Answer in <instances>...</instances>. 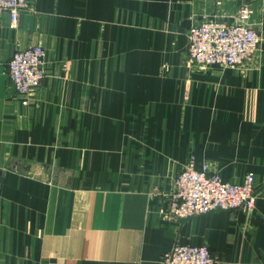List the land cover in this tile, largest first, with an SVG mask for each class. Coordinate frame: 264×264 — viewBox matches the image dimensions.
<instances>
[{
	"label": "crops",
	"instance_id": "crops-1",
	"mask_svg": "<svg viewBox=\"0 0 264 264\" xmlns=\"http://www.w3.org/2000/svg\"><path fill=\"white\" fill-rule=\"evenodd\" d=\"M0 14V264H161L207 244L219 264H264V0H29ZM262 36L244 68L190 62L189 30ZM46 50L43 84L8 83L13 53ZM254 173L253 212L173 221L183 170Z\"/></svg>",
	"mask_w": 264,
	"mask_h": 264
},
{
	"label": "built area",
	"instance_id": "built-area-1",
	"mask_svg": "<svg viewBox=\"0 0 264 264\" xmlns=\"http://www.w3.org/2000/svg\"><path fill=\"white\" fill-rule=\"evenodd\" d=\"M29 4V0H0V14L8 13L12 27H16L21 11ZM251 13L250 6L245 4L240 7L235 23L210 19L193 26L188 33L190 62L200 68H244L262 43L261 34L250 24ZM45 58V48L34 45L16 50L9 60L8 83L16 95L24 97V105L46 78ZM168 195L167 215L173 221L220 210L251 213L257 199L255 175L248 173L241 182H228L219 172L209 171L207 165L200 171L188 168L174 178ZM161 264H219V261L207 244H176L164 255Z\"/></svg>",
	"mask_w": 264,
	"mask_h": 264
}]
</instances>
